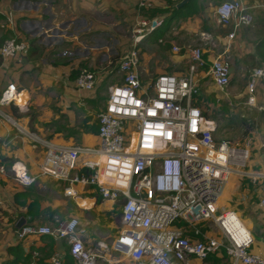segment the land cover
<instances>
[{"label": "built area", "instance_id": "built-area-1", "mask_svg": "<svg viewBox=\"0 0 264 264\" xmlns=\"http://www.w3.org/2000/svg\"><path fill=\"white\" fill-rule=\"evenodd\" d=\"M155 1L138 0L137 6L149 9ZM215 14L223 27H231L228 39L254 20L242 0L223 1ZM161 22L142 20L134 27L131 47L119 58L116 80L108 85L106 103L97 114L95 146L58 144L41 137L3 111L13 104L23 108L15 83L0 92V117L43 149L42 175L67 184L68 195L75 194L76 184L94 185L102 200H112L120 211L118 233L110 245L104 240L85 244L86 228L75 216L63 220L55 216L56 227L24 223L14 228V235L19 240L36 235L61 239L74 264H102L110 250L124 255L127 264H187L191 258L205 259L217 252H224L231 264H264V255L252 252L254 237L238 213L219 209L232 174L261 182L258 203L264 209V171L246 169L248 148L238 149L228 140L218 142L215 121L196 105L200 95L196 71L206 64L202 50L191 52L193 62L183 76L163 72L148 83L140 79L138 44ZM27 52L28 43L15 31L0 46L2 57H23ZM208 74L221 94L216 96L219 102L231 81L229 59L215 56ZM96 80L95 70L81 68L75 87L92 91ZM259 83L264 84V64L251 71L247 104L255 103ZM7 172L23 186L36 180L22 161L0 164V178ZM201 225L217 233L210 234ZM187 230L192 234L187 235ZM63 262L55 253L48 263Z\"/></svg>", "mask_w": 264, "mask_h": 264}, {"label": "crops", "instance_id": "crops-1", "mask_svg": "<svg viewBox=\"0 0 264 264\" xmlns=\"http://www.w3.org/2000/svg\"><path fill=\"white\" fill-rule=\"evenodd\" d=\"M137 1L0 0V38L7 30L13 29L18 38L28 43L25 60L16 56L2 57L0 55V92L8 83H15L18 85L16 87L21 92V97L24 98V104L28 106L35 104L39 109L36 113L33 111V113L28 114V112L22 111L24 107L21 109L13 104L4 106L3 111L10 114L22 126L55 143L81 146L97 145V114L100 111L99 108L97 109V103L100 101L97 98V92L103 83L109 85L110 82L116 80L114 72L118 66V58L130 49L133 42V29L142 20L158 19L162 22L150 30L138 44L141 81L148 83L163 72H171L177 76L185 75L189 66L186 72H183L181 67L172 68V65H164L161 62L169 59L175 63L191 57V46L184 43L188 40L187 34L196 35L202 31L200 20L203 17L207 18L203 16L204 10L202 11V9L208 6V0L194 1L193 4L199 13L198 16L195 14L191 17H176L168 20V15L166 16L165 13L163 15L159 13L160 16L152 19L148 18L145 14L146 11L138 8ZM180 1L156 0L152 9L160 11L169 9L172 5H175L176 8ZM242 1L250 7L253 14L257 13L256 10L258 9L264 11V3L261 0ZM254 5L257 6L253 7ZM213 16L215 17L214 14ZM256 25L255 29H251L254 33L252 38L254 43L249 44L246 49L242 47V50L247 55L254 56L257 61L254 47L255 42L264 37V21H259ZM241 31L240 29L235 32V40H240L244 44L250 43L246 39L240 38V35L244 34ZM169 34L177 40L179 48L184 50L180 57L174 52L171 53L166 47L164 49L168 53L157 44L154 45L155 47L152 46V42L163 43V39ZM227 36L216 35L215 41H222L224 46L228 41ZM166 44L171 45L172 48L176 43L171 40ZM32 46L36 49L35 55H30ZM153 48L156 49L153 50ZM204 50L206 51L207 63L210 65V60L215 56L209 48ZM36 57H38L37 60ZM40 61L44 62L41 63ZM81 68L95 71L96 69L104 70L102 72L103 77L96 80L95 88L92 91H79L75 87V79L72 73ZM208 69L205 72L204 68L200 67L196 71V78L199 80L200 94H204V99L211 93L214 101H216V96H221V94L213 85L211 77H208L210 81L205 80L206 76H209ZM29 75H31L30 79ZM33 86L47 87L49 91L54 89V86H64V91L59 94L53 92L36 93L37 88L34 89ZM201 87H203L202 90ZM235 88L231 73L230 84L221 100L226 98L233 102V98L236 97ZM255 98L260 104L264 103L263 83L257 85ZM104 105L102 104L103 107ZM243 105L250 106L246 102H243ZM12 106L18 108L16 115L20 117L13 114ZM262 106L258 108H263ZM262 128L264 130L263 125ZM244 145L249 146V143ZM254 148L253 155L250 154V159L247 160L246 169L264 171V139L260 138L259 141L255 142ZM43 152L38 144L20 136L11 123L0 117V164L9 165L14 161H22L29 172L36 176L35 182L30 186L17 183L11 172H7L0 178V207L8 209L7 212L10 215L9 221L2 223V227H0V263L12 257L7 252L9 246L21 244L24 252L32 254L33 263L38 259L37 264H49L51 255L58 253L63 258V264H74L68 253L67 243L61 239L50 235L29 236L24 240L16 238L14 235L15 223L20 217H23L22 215L26 211L24 205L18 204L14 200V195L19 191L27 190L41 196L40 208L42 210L47 207L59 209L61 215L55 216L61 217L66 214V211L74 210L72 213L76 214L75 217H78L86 228L85 244L92 245L97 240H108L101 235L103 234L100 233L102 229H99L98 233L96 231L94 234L91 232L94 225L87 218L92 213L101 217L100 213L110 212L116 204L112 200H102L94 185L76 184L73 187L75 194H66L67 184L40 173ZM82 170L87 171L86 169ZM235 176L231 184L229 185L228 181L223 190L219 200V209L221 211L234 210L238 213L254 237L252 252L264 255V209L258 203L261 182H252L249 178L239 174H235ZM226 190H228L225 196L227 206L220 208L221 198ZM66 199H69L71 203L67 209ZM99 206L101 207L100 210ZM54 217L52 221H54ZM23 218L25 223L38 224V226L51 222L46 216L35 218L32 221H30L29 216ZM119 226H116V234L110 235L112 238L110 242L117 236ZM186 234L191 235L192 232L187 230ZM34 252H37V256H34ZM209 257H211L209 262L206 261L207 258H191L187 264H223L226 259H228L227 264H231L224 252H217ZM117 260L120 262H115V259L106 253L104 259L100 261L102 264H127V260Z\"/></svg>", "mask_w": 264, "mask_h": 264}, {"label": "rangeland", "instance_id": "rangeland-1", "mask_svg": "<svg viewBox=\"0 0 264 264\" xmlns=\"http://www.w3.org/2000/svg\"><path fill=\"white\" fill-rule=\"evenodd\" d=\"M223 1L222 0H211V1L208 0V6H206V8L202 9V11L204 10L202 14H203V16H206L209 19V21L206 23V21L203 20L205 17H203L200 20L201 21L200 29L202 30L200 32V34L199 33L196 35L195 34H192V35L187 34L188 40L184 44H190L191 52L195 49L202 50L203 60L205 62L207 61L206 57H204V55L206 56V51L204 50L205 48H209V50L213 51L214 56L224 54L229 59L230 64H231L232 82H233V85L236 86V88H235L236 97L233 98V102L230 99H226V98L224 100H220L219 102H216V101H214V98L212 97L211 93L208 94V97H206V99H204V97H205L204 94L201 93L200 95H198L195 98V103H196V105H198L201 108V110L203 111L204 115L207 118L213 119L215 121V123L217 125L216 132H215V138L218 142H221L223 140H228L233 145H235L238 149L248 148L250 154L253 155V153L255 151V148H254L255 142L259 141L260 138L264 139V130L262 128V125L264 126V103L262 102L260 104V102L255 101V103L253 105H250V106L243 105V102H246V104H247V100L249 97V94L247 91V86L249 83L251 71L254 67L258 66L259 63H258V60L256 61L254 59L255 57L247 55L245 53V51L242 49L243 48L246 49V47H248L249 44L254 43V41H252L254 33L251 29H255L257 26L256 24L259 21H264V11L259 10V9L256 10V11H258L257 13H254V14L252 13L254 16L253 23L249 26H245V27L240 28L244 32L243 35H240V38L242 40L246 39L247 42H250V43H245V44L241 43L240 40H238V41L235 40V38H236V36H235L232 39H228L227 43H225V45L223 46L222 41H219V42L215 41V36L216 35H221V36L229 35L232 32V29H231V27H223L217 21L216 14L213 13V12H215L216 7L220 3H222ZM225 1H229V0H225ZM261 1L264 3V0H261ZM152 8H149V9H152ZM149 9H141V10H145L147 13L148 12L147 10H149ZM213 14L215 15L216 18L213 16ZM214 18H215L216 22L213 20ZM205 27H209L210 29L204 30ZM191 39H193V41H191ZM171 40H173L176 44H174V46H172L170 52L171 53L174 52V53H176V55L178 57H180L184 50L179 48L177 40L175 38H172L171 34H169L165 39H163V43H157V42L153 43L152 42V46L155 47L154 45L157 44L160 47H162L163 50H165L168 53V51L164 48L166 47V43H168ZM173 47H176L177 50L174 51ZM155 49L156 48H153V50H155ZM25 55L23 57H18V58H21V60H25L24 59ZM38 57H36V60ZM38 60H40V59H38ZM40 62L42 63L44 61H40ZM192 62H193V60L190 57L187 59L180 60V62L177 61L175 63L171 62L169 59H166V61L163 60L161 62V64L164 63V65H172V68H174V67L180 68L181 67L184 70L183 72H186L187 67ZM96 71H97V73H96L97 79L100 80L103 77L102 72L104 70L96 69ZM205 72H206V70H205ZM40 73H41V71H40ZM112 73H113V71H112ZM168 73H171V72H168ZM206 77L207 78H205V80L210 81V79H208L209 76H206ZM30 78H31V75H29V79ZM112 82H110V83H112ZM16 86H18V85H16ZM107 87H108V85H106V83H103V85L99 88V90L97 92V94H98L97 98L100 99V101H98V103H97V109L99 108V110H101L103 108L102 104L104 105L106 103ZM33 88L34 89L37 88L36 93L53 92L55 94H59V93H62L64 91V86H61V87L54 86V89H51L50 91H49V88H47V87L33 86ZM202 88L203 87H201V90H202ZM199 92H200V90H199ZM214 94H215V92H214ZM207 98H208V100H207ZM43 105H45V104L43 103ZM261 105H263L262 106L263 108H258ZM52 108H56V107H52ZM38 110L39 109L36 107L35 104H33V106H28V105L24 104V108L22 111H26V112H28V114L29 113L31 114V113H33V111H35L34 113L38 112ZM56 111H53V113H56ZM245 143H249V146H247L248 144L245 146L244 145ZM246 168H247V166H246ZM235 177H236L235 174H232L230 176L229 185L231 184V182L234 180ZM227 192H228V190L225 191V193L223 194V197L221 198L220 208H224L227 206L226 205V198H225V196L227 195ZM70 204L71 203H70L69 199H66V209H67L68 205H70ZM100 209H101V207L99 206V210ZM7 210L0 207V222H1L0 227H2V223H6L10 219V215L7 212ZM72 211H74V210H71L70 212L66 211L65 215H62L61 217H59L60 220L68 219L69 217L75 216L76 214L72 213ZM119 212H120L119 208L116 205L115 208L113 206V208L110 210V212L104 213V214L100 213L99 215H101V217L95 216L93 213L90 214L89 217L87 218V220L89 222L93 223V225H94L93 228L91 229V232L93 234L95 233V231L98 233L99 229H102V231H100V233H103V234H101V235L106 239L108 238V240H106L108 242V244L111 243L110 239H112V238H110L111 237L110 235L114 236L116 234V226L118 227V225H120ZM84 216H86V214ZM28 224H33V223H28ZM34 225L38 226V224H34ZM43 225L56 227V224L54 223V221L42 224L41 226H43ZM201 227L206 229L211 234L217 233V231L211 226L201 225ZM101 235H100V237H101ZM109 255L114 259L127 260V258L124 255H120L119 253L113 252L112 250H110ZM222 259H226V258H222ZM227 260L228 259H226L225 262H223V264H227Z\"/></svg>", "mask_w": 264, "mask_h": 264}, {"label": "trees", "instance_id": "trees-1", "mask_svg": "<svg viewBox=\"0 0 264 264\" xmlns=\"http://www.w3.org/2000/svg\"><path fill=\"white\" fill-rule=\"evenodd\" d=\"M195 0H190L188 3H186L185 5H183L181 8H175V5H172L169 7V9H165V10H156V9H150L147 10L148 12L145 13L147 15L148 18L152 19L155 17L160 16L159 13L161 15H163L164 13L166 14V16L168 15V19H174L176 17H191L193 15H199L196 6L194 3ZM204 21H206V23L208 22V18H204ZM210 29L209 27H205L204 30ZM14 35V32L10 29L7 30L0 38V45L6 40L8 39L10 36ZM166 49L167 50H171V45H167L166 44ZM255 56L258 58V66L259 65H263L264 64V37L260 38L258 41L255 42ZM36 49L32 46L31 50H30V55H35ZM29 55V56H30ZM206 57V56H204ZM254 57V56H253ZM1 59V56H0ZM208 61H206V64L201 68H204L205 70H207L209 68V64L207 63ZM79 73L78 71H74L72 73L73 78L76 79L77 75ZM11 110L13 112L14 115H16V113L18 112V108L15 106L11 107ZM18 116V115H16ZM20 117V116H18ZM29 198V200H28ZM14 200L15 202H17L18 204L24 205L26 207V211L23 213V217H27L29 216L30 221L34 220L35 218H40L41 216H46L48 220L52 221L53 217L55 215H61L59 209H53L51 207H47L44 210H42L40 208L41 205V196H39L38 194H34L33 192L30 191H19L14 195ZM12 220V219H11ZM12 222V221H11ZM15 228V227H14ZM7 252L8 254H11V258H7L6 260L2 261L0 264H37L38 263V259L35 263L32 262V254H30V252L26 253L24 252L23 247L21 246V244H17L14 246H9L7 248ZM211 256V255H210ZM68 258V256H67ZM71 259V258H70ZM206 259V258H205ZM68 261L71 263V261L68 258ZM206 261H211V257H207Z\"/></svg>", "mask_w": 264, "mask_h": 264}, {"label": "water", "instance_id": "water-1", "mask_svg": "<svg viewBox=\"0 0 264 264\" xmlns=\"http://www.w3.org/2000/svg\"><path fill=\"white\" fill-rule=\"evenodd\" d=\"M190 0H181L180 2L177 3L176 8H181L183 5L188 3ZM25 223V219L23 217H20L18 221L15 223V227L19 228Z\"/></svg>", "mask_w": 264, "mask_h": 264}, {"label": "bare ground", "instance_id": "bare-ground-1", "mask_svg": "<svg viewBox=\"0 0 264 264\" xmlns=\"http://www.w3.org/2000/svg\"><path fill=\"white\" fill-rule=\"evenodd\" d=\"M19 101H20V105H22V107H24V102H23V101H24V98H22L21 95H20V100H19ZM84 205H85V204H84ZM91 205H92V204H91Z\"/></svg>", "mask_w": 264, "mask_h": 264}, {"label": "snow or ice", "instance_id": "snow-or-ice-1", "mask_svg": "<svg viewBox=\"0 0 264 264\" xmlns=\"http://www.w3.org/2000/svg\"><path fill=\"white\" fill-rule=\"evenodd\" d=\"M127 243H130V241H127Z\"/></svg>", "mask_w": 264, "mask_h": 264}]
</instances>
